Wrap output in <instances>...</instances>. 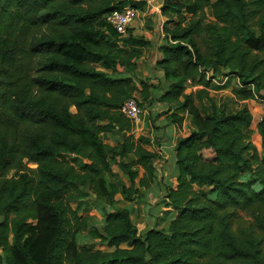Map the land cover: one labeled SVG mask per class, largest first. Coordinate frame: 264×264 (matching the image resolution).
<instances>
[{
    "label": "trees",
    "instance_id": "trees-1",
    "mask_svg": "<svg viewBox=\"0 0 264 264\" xmlns=\"http://www.w3.org/2000/svg\"><path fill=\"white\" fill-rule=\"evenodd\" d=\"M126 4L0 0V264H264V115L254 123L247 108L204 113L196 103L210 99L206 71L236 75L242 98L264 89V0H164L162 14L176 19L164 28L157 83L137 79L141 49H125L106 20ZM138 92L169 123H192L162 191L163 156L121 111ZM115 167L130 183L126 200L151 194L179 211L166 227L139 231L108 184ZM90 194L100 225L71 205Z\"/></svg>",
    "mask_w": 264,
    "mask_h": 264
},
{
    "label": "crops",
    "instance_id": "crops-1",
    "mask_svg": "<svg viewBox=\"0 0 264 264\" xmlns=\"http://www.w3.org/2000/svg\"><path fill=\"white\" fill-rule=\"evenodd\" d=\"M136 1L141 2V4H143V6L145 7V10L144 8H140L134 4L140 11L139 18L132 24L128 31V34L124 37L128 38L129 40L127 42L123 41L121 45H123V47L128 50L132 48L141 49L142 54L137 61L138 77L142 78L143 80L148 79L152 83H157L160 79H162L164 74L163 70L157 66V61L161 57L160 47L164 43V28L166 25L172 26L173 21L176 18L173 17V19H171L169 16L162 14V10L159 7L163 6L164 0H154L153 7L148 5L147 0H135V2ZM219 76L221 77L222 75ZM222 79L218 82L212 81L210 87L207 88L210 99L205 98L202 101L205 104L206 102L209 103L210 108L208 107V111H203L200 107V102L202 101L199 99L196 100V103L202 110V112L209 113L213 110L214 106L218 108H225L227 111H236L242 108L252 110V107L255 105V100L258 99V93H256L254 97L242 98L238 93L239 90H243V86H241L242 82L236 75L228 74V78L225 81H222ZM137 82L139 83V80H137ZM202 87V85H199L194 89L197 90L201 89ZM138 93L140 94V92ZM261 93H264V89ZM138 99L140 100V98ZM261 106L264 109V103ZM261 117L256 122H258ZM160 118H164V121L158 123L155 122L156 126L160 125L161 128L159 130H155L156 127H154V125H152L150 121L148 123L143 121L141 122V127H137V129L134 130V133L135 136L139 137L138 139L142 141V143H144L149 149L157 150L163 156V159L158 161L157 163V169L164 177L160 178L163 179V182L160 181L161 184L159 188L158 185L154 187V189L156 188L155 190H157L158 188L159 191H162L161 187H163V190H165L164 188L168 184V182L171 183L177 178V176H169L171 175V173H177L172 165L174 158V149L181 138L190 134L192 123L188 115H186V118L182 124L169 123L163 115L160 116ZM108 136H110L108 138L109 140H107L108 143L115 145L118 142V135L109 134ZM142 136H144V138L146 139H143ZM257 142H259V136L256 144ZM257 146L263 159L264 149H262V147H260L258 144ZM136 168L139 170L137 188H140L139 180L143 177L145 171L139 166ZM115 171L117 173L119 172L120 177L124 179V184H130L123 173L119 170V168L118 170L115 169ZM142 191L147 194L150 192L145 190V188H142ZM150 195L148 196V198L146 197V199L144 198L143 200H140V198H138L134 201H128L124 198L121 191L116 192L117 205L125 206L130 209L132 220L134 222L135 219L138 220V223L135 222L137 227L138 225H140V219L143 223H147V202L149 206H151L152 203L155 202V200L157 202V198H154L153 195ZM151 197H153L154 199H152ZM156 206L157 212L161 213V215L166 218L167 224L171 217L179 212L172 206H166L165 203L159 202ZM98 207L99 211L103 213L100 202H98ZM102 216L104 218V214Z\"/></svg>",
    "mask_w": 264,
    "mask_h": 264
},
{
    "label": "rangeland",
    "instance_id": "rangeland-1",
    "mask_svg": "<svg viewBox=\"0 0 264 264\" xmlns=\"http://www.w3.org/2000/svg\"><path fill=\"white\" fill-rule=\"evenodd\" d=\"M131 3L137 5L140 8H144V10H145V7L143 6V4H141V2H137V1L135 2V0H131ZM161 10H162V6H161ZM181 14L187 18L185 24H188V20L190 19L191 15H187V14H185V12H182ZM98 67L105 69V66L103 64H98ZM137 79H142V78H137ZM261 92H262V90L258 94V99L255 100V105L252 107V110H250L253 114V117H254V123L264 113V109L261 106L264 103V101H263L264 100V93H261ZM136 97L140 98V100L143 101V99L139 93H136ZM143 105L145 108H144V114L141 118V122L145 121L146 123H148L150 121L152 123V125H154V127H156L155 130L156 129L159 130L161 127H160V125L156 126L155 122L158 123V122L164 121V118L163 119L160 118V116H162V114L157 116V113L162 112L161 108H155L153 110H150L148 101L143 102ZM200 107L203 111H208V109L210 108L209 103L206 102V104H205L203 101L200 102ZM141 122L139 125H134V130L137 129V127H141V124H142ZM109 137L110 136H108V135L104 136L106 141L109 140L108 139ZM136 138L138 139L139 137H136ZM142 138L146 139V138H144V136H142ZM252 139L255 142L257 141L258 136L256 133L253 134ZM69 158L72 161V163L74 165H76L77 167H79L82 163V160L80 158H78L77 156L70 155ZM32 166H34V165H32ZM115 169L118 170V168H116V167H115ZM107 180H108V184H109L110 188L113 189L115 192H119L122 184L125 182L124 179L120 177L119 172L116 175H107ZM150 196H152V195H150ZM153 197H151V198L154 199L155 197L154 198ZM98 202L99 201L95 198V196L90 194L89 196H87L83 199H76V200L72 201L71 205L80 214L84 215V213H85V214L91 215V217H92L91 222L100 225L103 221V216H102L103 213H101L99 211ZM146 205H147L146 216L148 217V220H147V223H143L140 219V225H138L139 231H143V230L147 229V227H149V226H158V227L164 226V227H166V224H167L166 218H164V216H162L161 213L157 212V210H156V207H157L156 206L157 205L156 200H155V202L152 203L151 206L148 205V202ZM135 222L138 223V220L135 219ZM84 238H85V244L89 245L90 247L104 249V250H110L106 244L101 243L99 240L87 238L84 236V234H82L80 240H82ZM123 246H128V244H123ZM0 252H1V249H0Z\"/></svg>",
    "mask_w": 264,
    "mask_h": 264
},
{
    "label": "built area",
    "instance_id": "built-area-1",
    "mask_svg": "<svg viewBox=\"0 0 264 264\" xmlns=\"http://www.w3.org/2000/svg\"><path fill=\"white\" fill-rule=\"evenodd\" d=\"M154 0H147L149 6L153 7ZM153 4V5H152ZM161 9V7H159ZM140 11L133 4H126L122 8H115L106 15L107 22L116 30L119 36L125 37L132 24L139 18ZM122 43V41H120ZM207 78L211 81L218 82L219 80L225 81L228 78V74L220 76H213L212 71H206ZM241 86H243L241 84ZM254 89V85L248 86ZM121 111L128 117L134 125H139L141 118L144 114V108L140 104V100L136 96H130L124 100L121 105Z\"/></svg>",
    "mask_w": 264,
    "mask_h": 264
}]
</instances>
